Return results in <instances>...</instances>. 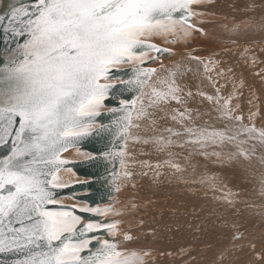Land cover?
I'll use <instances>...</instances> for the list:
<instances>
[{
	"label": "snow or ice",
	"instance_id": "obj_1",
	"mask_svg": "<svg viewBox=\"0 0 264 264\" xmlns=\"http://www.w3.org/2000/svg\"><path fill=\"white\" fill-rule=\"evenodd\" d=\"M201 2L12 0L0 13V148L6 149L0 155V254L14 257L0 264H144L141 253L101 238L104 231L114 235L115 222L84 223L75 214L76 206L60 204L56 190L67 185L58 173L69 163L61 153L106 133L113 146L125 140L133 108L146 87L149 107L183 103L178 77L184 75V66L177 63L159 76L147 65L162 52L172 54L155 42L157 38L174 43L168 37L202 31L190 19L199 15L191 6ZM239 27L228 30L236 32ZM189 58L202 63L205 71L212 70L213 61L191 54ZM126 68L132 73L128 79L114 76V71ZM154 76L158 78L153 80ZM118 87L137 93L136 99H121L119 108L102 113L104 101ZM206 98L216 100L220 119H243L234 115L231 96L222 103L211 95ZM102 115L114 119L103 123L97 119ZM145 116L141 102L135 118ZM177 122L182 131H167L187 137L180 147L203 148L234 138L226 130L194 126L196 117L187 108L179 112ZM156 143L164 150L173 140L160 137ZM98 155L124 163L125 153L119 149ZM170 166L180 170L179 164ZM79 211L104 215L111 209L85 206ZM131 239L124 236L125 241Z\"/></svg>",
	"mask_w": 264,
	"mask_h": 264
},
{
	"label": "bare ground",
	"instance_id": "obj_2",
	"mask_svg": "<svg viewBox=\"0 0 264 264\" xmlns=\"http://www.w3.org/2000/svg\"><path fill=\"white\" fill-rule=\"evenodd\" d=\"M191 11L199 13V15L191 16V24L202 31H190L187 37H168L174 38V43L157 38L155 42L161 47L170 49L172 55L161 57L147 65L149 68L156 69L159 76L166 75L168 70H174L177 63L184 66V75L178 77L183 88L181 93L183 103L171 102L163 108L149 107V96L148 99L145 96L150 88L144 89V95L140 97L132 111L133 120L128 128L123 150L125 153L122 157L124 163L120 164L118 182L111 198L116 211L112 210L98 216L102 219L101 222L108 219L106 223L115 222L117 224L114 235H109L106 232L107 236L114 238L119 247H126L141 253L144 264H264V231L261 234L255 232L250 235H240L239 239L226 242L224 239L226 235L230 231L233 233L238 231L239 228L235 231L228 228L230 222L222 216L227 208L224 207V197H222L224 201H220L221 198L215 197L212 193L213 189H210L213 185V181L210 179H213L214 176L221 177L222 175L226 178L229 175L228 177L235 176L236 179L242 177L240 182L244 181L242 186L247 191L245 194L254 190V200L249 198V202L245 203L248 205L232 209L242 215L239 217L242 221L240 224L244 225L246 229L242 227L244 231H241H253L264 226L263 174L261 176L257 172L259 170L253 169L260 175H258V181L252 184L250 182L251 175L245 171L240 174L236 166L226 168L225 164L222 166L216 163L221 167H215V163H212L208 153L211 147L214 151L219 149L218 145L215 147V145L209 144L203 148L192 145L180 147L179 144L187 137L177 138L167 131L168 129L173 132L182 131L177 120L179 112L187 108L196 117L194 126L233 131L240 130V127L245 125L251 135H253V131L264 132V111L258 108L263 105L264 96L260 97L258 81L255 79L256 76L259 77L260 70L264 69V0H202L201 3L193 4ZM211 13H215L217 16L211 15ZM218 15L224 17L223 21ZM234 25H239V30L229 31L228 29ZM243 37H249V39ZM218 39L228 40L218 41ZM185 40L191 43L185 46L183 45ZM189 54L200 57L205 62L213 61L212 70L205 71L203 64L190 59ZM252 58L254 60H251ZM258 63L261 64V69L256 68ZM221 70H223V74L218 75ZM209 77L211 78L209 79ZM157 78L154 76L153 80ZM227 81H229V85L223 87ZM244 83L254 102L249 98H243L247 95V92L242 89L245 88ZM261 92L264 94V84H261ZM200 93L205 95L202 96ZM208 95L217 98L221 103L225 98L231 96L230 106L234 110V115L242 116L243 119L241 121L220 119L221 115L216 111L218 109L216 100H207L206 96ZM141 102L146 112V116L142 117L146 124L141 123L142 118L141 121L135 118L137 110L141 107ZM108 108L106 106L101 111ZM173 116H176L177 120H173ZM137 123L139 126L144 125V130L141 131L139 138L135 137L138 129L134 126ZM130 135L131 137L128 139ZM141 136H144L146 140L141 139ZM160 137L172 139L173 144L160 150L156 143ZM261 137L264 138L262 135ZM258 138L260 139V137ZM250 145L256 147V144L251 143ZM135 147L138 148V152L134 151ZM76 149L67 150L61 157L80 161L92 156L86 151L78 153ZM219 151L223 152V150ZM136 152L137 154H135ZM254 160L258 161V159ZM171 163L179 164L180 170L177 171L171 167ZM256 163L260 164V162ZM125 173H130V175H125ZM58 175L67 186L85 181L82 177H76L70 169H62ZM197 180L199 183L196 185L193 182ZM226 180L225 182H227ZM212 188L217 189V187ZM224 190L220 188V191ZM226 195L228 196V193H225ZM125 196H128L129 199H123ZM211 196V201L214 199V202L211 203L213 206L211 210L217 212L219 218L212 214L210 215L213 218H209V215L205 214L209 212L207 206L210 203L208 202L209 205H207V200ZM57 199L60 204L76 206L78 211L79 208L86 206L85 202L71 201L66 196ZM104 204L98 205L103 207ZM216 204L217 207H214ZM226 212H231V210L227 209ZM92 214L97 215L96 213ZM223 219L225 221L220 224L221 226L212 227L211 222L223 221ZM204 228L210 229L211 234L206 233L207 237L200 242L201 236L198 235V230H205ZM125 235L131 236L132 239L125 241Z\"/></svg>",
	"mask_w": 264,
	"mask_h": 264
},
{
	"label": "rangeland",
	"instance_id": "obj_3",
	"mask_svg": "<svg viewBox=\"0 0 264 264\" xmlns=\"http://www.w3.org/2000/svg\"><path fill=\"white\" fill-rule=\"evenodd\" d=\"M211 15H215V16H217V14H213V13H211ZM222 20L221 21H223V19H224V17L223 16H220V15H218ZM243 38H245V39H249V37H243ZM168 40H174V38H168ZM226 40H228V39H218V41H226ZM263 41H264V39H263ZM191 42H186V40L185 41H183V45H185V46H187L188 44H190ZM251 60H254V58H252ZM256 68L257 69H261L262 67H261V64H257L256 65ZM220 72H222L223 73V70H221V71H219V73ZM259 72V71H258ZM262 72V73H261ZM226 74V73H225ZM257 81H258V93H259V95H260V97L263 95L264 96V94H262V92H261V84H264V69H261L260 70V75H259V77L258 76H256V78H255ZM226 85H229V81H227L226 82V84L224 85L223 84V87L224 86H226ZM244 86H245V88H242V89H244L245 90V92H247V95H245L243 98H249L250 100H252L253 101V99L252 98H250V94L251 93H249L250 91L249 90H247L246 89V85H245V83H244ZM144 91V90H143ZM150 91H148V93H149ZM240 92V91H239ZM261 92V93H260ZM147 92H146V99H148V94ZM220 97V96H219ZM218 97V98H219ZM254 102V101H253ZM262 102V101H261ZM221 103V102H220ZM262 104L263 105H260V107H258V108H260V109H262L263 111H264V103L262 102ZM217 111V113H219L220 115H221V112L220 111H218V110H216ZM144 118V117H143ZM142 118V121H141V119H140V121H141V123L143 124H146V122H144V119ZM141 124V126H139V127H136V126H134V127H136L137 129H138V131L135 133V137H138V136H140L141 135V131H143L144 130V125H142ZM136 125H139L138 123L136 124ZM210 129H215V128H210ZM241 132V133H240ZM255 131H253L252 132V134L253 135H251V132H250V130H247L246 128H245V125H243V126H241L240 127V130H233V131H227V135L228 136H232V137H234V139L232 140H225V142L223 143V144H221V143H217V144H215V147H217V145H218V148L219 149H216L215 151L214 150H212L211 148L209 149V158H210V160L212 161V163H215V167H221V166H219V165H222V166H224L223 164H225L226 165V168H229V166L231 167V166H236L237 168H238V171L240 172V174L241 173H243L244 171L245 172H248L250 175H251V178H250V182L252 183V184H254V183H256L257 181H258V175H260L261 174V176H262V174H263V176H262V178H264V138L263 137H261V133H262V131H259V132H255ZM245 133H246V135H245ZM257 133V134H256ZM259 133V134H258ZM137 134H139V135H137ZM242 134V135H241ZM250 134V135H249ZM256 134V135H255ZM132 135V134H131ZM131 135L128 137V139L131 137ZM258 135V136H257ZM254 136V137H253ZM262 136H264V135H262ZM257 137V138H256ZM258 137H260V139L258 138ZM139 138V137H138ZM141 139H145V137L144 136H141ZM239 139V140H238ZM146 140V139H145ZM237 140V141H236ZM243 140H245V141H243ZM242 141V142H241ZM128 142H129V140H128ZM237 142V143H236ZM252 143V144H256V147H252L250 144H248V143ZM257 142V143H256ZM246 143V144H245ZM260 143V144H259ZM227 144H229V145H227ZM245 144V145H244ZM230 145H233V146H230ZM222 146V147H221ZM242 148H241V147ZM247 146V147H246ZM259 146V147H258ZM221 147V148H220ZM225 147H226V149H225ZM232 147H234V148H232ZM238 147V148H237ZM224 148V149H223ZM252 148H253V151H252ZM254 148H257V149H255L254 150ZM247 149H249V150H247ZM211 150V151H210ZM219 150H223V152H221V151H219ZM263 150V151H262ZM76 151L78 152V153H80V152H83V151H81V150H79V149H76ZM134 151H137L138 152V148L137 147H135L134 148ZM262 151V152H261ZM137 152L135 153V154H137ZM217 152V153H216ZM218 152H219V154H218ZM214 153H215V155H214ZM243 153V154H242ZM257 153V154H256ZM218 154V155H217ZM260 154V155H259ZM62 156V155H61ZM215 156V157H214ZM252 156V157H251ZM253 156H254V159H258V161L257 160H254L253 159ZM216 158V159H213V158ZM259 157V158H258ZM143 158V157H142ZM142 158H139V159H142ZM218 158V159H217ZM79 159H81V158H79ZM221 160V161H220ZM224 160V161H223ZM139 162H141V161H139ZM245 162H246V164H245ZM255 162V163H254ZM256 162H260V164L259 165H257V163ZM216 163H219V165H216ZM248 163H249V165H248ZM251 163V164H250ZM240 166V167H239ZM244 166V167H243ZM255 168H254V167ZM258 166H260V167H258ZM214 167V168H215ZM243 167V168H242ZM252 167V168H251ZM241 168V169H240ZM248 168H250V169H248ZM253 169L254 170H259V171H257V172H259L260 174H258L256 171H253ZM260 170H262V171H260ZM253 171V172H252ZM73 172V171H72ZM252 173V174H251ZM255 175H254V174ZM73 174L75 175V173L73 172ZM76 176V175H75ZM229 175H227L226 176V178L224 177V176H222L221 175V177H219V175L218 176H214V178L213 179H210L211 181H213L212 183H213V185H212V187H217V189L216 188H212V187H210V189H213V194L215 195V197L217 196V197H219V198H221V199H219V198H216V199H219L220 201H224L225 200V205H224V207H227L225 210H224V213L222 214V216L226 219V221H228V222H230V224L228 225V228L229 229H231V230H233V231H235L236 229H238L239 228V230L238 231H235L234 233L232 232V231H230V233L229 234H227L226 235V237L224 238L225 240H226V242H229V240H230V242L231 241H233V239H232V237L234 236V235H236V236H239L240 237V235H244V234H251V233H255V232H259L260 234H261V232H263L264 231V226L263 227H258L257 229H255V230H253V231H249V232H243L244 231V229H242V227H244V225L242 226V224H240V222H242L241 220H240V218L239 217H241L242 215H241V213L240 212H238V211H236V210H233L232 208L233 207H241V206H246V205H248V204H245V203H248L249 201H248V199L249 198H252L253 199V194L255 195V191L253 190V191H251V192H249V193H247V194H245L247 191L246 190H244L243 189V184L242 183H244V181L243 182H240L241 180H240V178L241 179H243L242 177H240V178H238V179H236L235 178V176H231V177H228ZM77 177V176H76ZM254 179H253V178ZM219 178V179H218ZM225 178V179H224ZM231 178V179H230ZM223 181H221V180ZM227 179V180H226ZM215 180V181H214ZM217 180H219L220 181V183H219V181H217ZM225 180L227 181V182H225ZM228 180H230V181H228ZM233 180H235V181H233ZM256 180V181H255ZM199 180H197V181H194L193 183L194 184H198L199 182H198ZM254 181V182H253ZM214 182H218L217 184L216 183H214ZM230 183H231V185H230ZM236 183V184H235ZM237 183H238V185H237ZM219 184V185H218ZM235 184V185H234ZM241 184V185H240ZM220 185H222V186H220ZM235 186H236V188H235ZM234 187V188H233ZM220 188H221V190L223 189H225L224 191H220ZM231 189H233V190H231ZM216 190V191H215ZM240 190H241V192H240ZM231 191H233L232 193H231ZM240 193H239V192ZM220 193H222V194H220ZM225 193L227 194L228 193V196L226 195L225 196ZM233 195H231V194ZM252 193V194H251ZM212 194V195H213ZM237 194H239V195H237ZM222 195V196H221ZM221 196V197H220ZM233 198H232V197ZM241 196H242V198H241ZM248 196V197H247ZM222 197H224V200H222L223 198ZM226 197H228V198H226ZM234 197H235V199H234ZM125 198H128V196L126 197H124L123 199H125ZM212 196L207 200V205H209V203H210V205L209 206H207V208H208V210H209V212L208 213H205V214H208L209 215V218H213L210 214H212L213 216H217L218 214H217V212L215 213L213 210H211V208L213 207L212 206V202H214V199H213V201H211L212 199ZM237 198H239V199H237ZM129 199V198H128ZM227 199V200H226ZM230 199H231V202H229L230 201ZM71 201H75V200H72V199H70ZM210 200V201H209ZM218 200V201H219ZM229 200V201H228ZM234 200V201H233ZM241 200H244V201H241ZM254 200V199H253ZM217 201V202H218ZM219 201V202H220ZM227 201V202H226ZM239 201V202H238ZM80 202V201H79ZM111 202V201H110ZM110 202H108V203H105L104 204V206L103 207H101L100 205H97V206H94L93 208H99V209H111V211L112 210H114V212L116 211L114 208H113V201L110 203ZM209 202V203H208ZM218 202V203H219ZM107 204V205H106ZM109 204H111V205H109ZM214 204V203H213ZM227 204V205H226ZM106 205V206H105ZM219 205V204H218ZM235 205V206H234ZM253 205V204H252ZM86 206H88L87 205V203H86ZM110 206V207H109ZM254 206V205H253ZM109 207V208H108ZM214 207H217V204L216 205H214ZM227 209H229V210H231V212H226V210ZM216 214V215H215ZM239 214V215H238ZM238 215V216H237ZM219 216V215H218ZM217 216V217H218ZM103 217H106V216H103ZM236 219H235V218ZM219 218V217H218ZM225 219H223V221H217V222H211L212 223V227H216L217 226V228L219 227V226H221L220 224H222L224 221H225ZM238 220V221H237ZM105 222V221H104ZM221 222V223H220ZM245 228V227H244ZM205 229V228H204ZM246 229V228H245ZM205 230H206V232H205ZM205 230H198V235H200L201 236V238H200V242L201 241H203L204 239H205V237H207L206 236V233H208V234H211V232H210V229H205ZM219 230V229H218ZM241 230H243V231H241ZM237 233V234H236ZM230 235V236H229ZM203 236V237H202ZM231 237V238H230ZM150 261V260H149Z\"/></svg>",
	"mask_w": 264,
	"mask_h": 264
},
{
	"label": "water",
	"instance_id": "obj_4",
	"mask_svg": "<svg viewBox=\"0 0 264 264\" xmlns=\"http://www.w3.org/2000/svg\"><path fill=\"white\" fill-rule=\"evenodd\" d=\"M11 2L12 0H0V13L7 11L8 5ZM0 47H3L2 43H0ZM169 55L172 54L162 52L159 54L158 59ZM113 74L114 76L122 79H128L129 76L132 75V73L127 68L122 72L114 71ZM136 96L137 93L123 90L122 88L118 87L117 89H114L112 91L109 97L104 101V104L109 108H119V101L121 99H127L131 101L133 99H136ZM101 112L106 113L107 110ZM117 115H119V113ZM97 119L103 123H111L114 117L112 115H102ZM111 140L112 137L106 133L103 135V137L93 136L90 138H86L85 140L80 141L76 145L70 146L67 149L69 150L72 148H77L79 150L90 153L92 156L80 161L68 160L61 157L62 159H65L69 162L66 166L62 167L61 170L70 169L75 173L76 176L84 178L85 181L73 183L62 189H57V198L66 196L75 201L85 202L90 207H94L98 204H104L111 201V198L115 193L116 184L118 182L121 162L120 160H105L98 154L107 151L109 148H112L113 150L119 149L123 151L126 139L117 140L114 146L111 144ZM5 151L6 149L0 148V155H2ZM64 152H62L61 155ZM61 205L67 206L69 209L73 207L72 205L68 204ZM75 214L81 216L82 222L84 223H86V221L101 222L102 220L98 215L92 214L90 212H80L77 209ZM107 220L108 219H105V222ZM100 235L104 236V238L108 239L109 241L115 240L114 238H110L109 236H107L106 231L102 232ZM93 244L95 245V242H93ZM11 259H14V257L0 254V261H10Z\"/></svg>",
	"mask_w": 264,
	"mask_h": 264
}]
</instances>
